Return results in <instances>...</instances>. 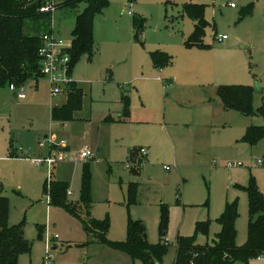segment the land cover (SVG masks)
Here are the masks:
<instances>
[{"label": "rangeland", "instance_id": "374dc122", "mask_svg": "<svg viewBox=\"0 0 264 264\" xmlns=\"http://www.w3.org/2000/svg\"><path fill=\"white\" fill-rule=\"evenodd\" d=\"M188 4L204 6L207 46L185 44L193 31ZM84 8L57 6L52 30L70 40ZM134 19L143 22L139 40ZM92 26L93 53H82L72 69L83 89L72 118L52 119L51 107L66 95L53 97L37 70L38 81L24 85L23 99L8 84L0 86V195L7 197L8 222L22 226L31 242L17 264H144L113 244L126 241L129 220L143 224L151 244L167 238L165 252L154 260L174 264L177 237L212 244L228 203L236 205L235 244L244 246L249 184L264 199V166L257 164L264 161V136L244 139L248 127L264 126V0H107ZM154 51L167 53L171 62L153 68ZM221 86L250 88L252 111L226 107ZM122 92L130 101L126 120L119 119ZM51 134L66 141L64 161L34 164L48 152L38 141ZM140 148L147 152L143 158ZM85 149L94 160L80 157ZM84 178L89 216L109 223L105 238L82 223ZM51 182L65 185L64 201L77 204V214L55 203ZM198 222L208 223V231H197ZM260 256L231 264H264Z\"/></svg>", "mask_w": 264, "mask_h": 264}, {"label": "trees", "instance_id": "16d2710c", "mask_svg": "<svg viewBox=\"0 0 264 264\" xmlns=\"http://www.w3.org/2000/svg\"><path fill=\"white\" fill-rule=\"evenodd\" d=\"M41 0H0V86L14 84L16 87L29 81H38L35 71L39 73L37 48L40 34L52 27V16L38 12ZM59 6L76 8L85 3V8L76 16L72 30V47L69 49L71 72L82 53H93V17L106 5L107 0H58ZM193 20V31L185 40L188 46H207L202 38L207 24L204 19L202 4H188L184 7ZM135 37L140 39L143 22L133 20ZM154 67H161L171 62V57L162 51L150 53ZM39 76L41 77L40 73ZM219 96L226 107L242 113L251 112V89L241 86H221ZM82 91L73 82L67 86V100L62 106L51 107L52 119L64 121L70 119L73 113L80 109ZM124 118L129 114V97L122 94ZM264 136V126H250L246 129L244 139L253 143ZM47 185V181L45 182ZM50 193L55 201L77 214L78 205L64 201L65 185L51 182ZM133 191V189L131 188ZM249 220L246 244L238 247L235 244L234 222L237 216L236 205L228 203L218 218L220 231L212 244H198L194 236H179L176 242V259L174 264H231L234 260L247 261L264 253V199L263 195L252 182L247 187ZM133 199V196L131 197ZM79 206L85 213L82 223L84 227L98 238H103L108 231L107 220H96L89 216L91 200L89 181L83 179L80 190ZM197 231L207 232L208 223L198 222ZM105 238V237H104ZM161 239V238H160ZM107 241V240H106ZM133 258H141L144 264H158L155 256L160 258L165 252V244H151L147 241L143 224L139 220H129L127 224V239L124 242L113 243ZM31 242L24 236L20 225L8 222L7 197L0 195V264H17L23 253H29ZM159 260V259H158Z\"/></svg>", "mask_w": 264, "mask_h": 264}, {"label": "built area", "instance_id": "2783aa9c", "mask_svg": "<svg viewBox=\"0 0 264 264\" xmlns=\"http://www.w3.org/2000/svg\"><path fill=\"white\" fill-rule=\"evenodd\" d=\"M233 6V4H230ZM59 6L58 0H41L38 6V12L43 14H50ZM226 38V35H221L219 40ZM72 47V41L64 39L59 33L52 30L42 32L40 34V43L37 48V57L39 65V73L50 86V94L54 97L66 92L67 86L74 82L71 72V62L69 49ZM9 88L15 91L18 98H25V87L21 85L16 87L10 84ZM38 147L48 149V155L32 159L36 164H46L51 167L57 162L64 161L65 155L62 149H65L67 144L65 140H58L55 135L44 136V139L38 141ZM58 153H55V151ZM54 152V154L52 153ZM140 156L143 158L147 155L144 148L139 150ZM83 159L94 160L95 155L89 150H83L80 154ZM257 164L264 166L262 159H257ZM230 166V165H229ZM169 167L164 166V169ZM164 244L169 245L167 238L164 239ZM260 257V256H259ZM257 257V258H259Z\"/></svg>", "mask_w": 264, "mask_h": 264}, {"label": "crops", "instance_id": "0c3cea01", "mask_svg": "<svg viewBox=\"0 0 264 264\" xmlns=\"http://www.w3.org/2000/svg\"><path fill=\"white\" fill-rule=\"evenodd\" d=\"M78 14V13H77ZM77 16V15H76ZM75 20H76V17H75ZM74 25H75V23H74ZM74 28V27H73ZM73 30V29H72ZM56 33H59V32H56ZM60 34V33H59ZM61 35V34H60ZM71 41H72V32H71V39H70ZM149 59H150V62H151V65H152V67L153 68H156V67H154L153 66V64H152V61H151V58H150V56H149ZM134 67H135V62H134ZM159 71H161L160 69H159ZM73 74V73H72ZM141 77H143V78H145V79H147L148 77L146 76H144L143 74L142 75H140ZM157 79L158 80H161V78L159 77V76H157ZM171 79V81H173L174 79L171 77L170 78ZM74 83L76 84V86L78 87V88H80L81 89V91H82V94H83V89L79 86V84H77V82H75L74 81ZM122 94H124V95H126V96H128V94H126L125 92H122L121 93V95ZM65 95H66V98H65V101H64V103H62V104H60V105H58V106H62V105H64L65 103H66V100H67V89H66V92H65ZM16 96V95H15ZM129 97V96H128ZM119 102H121V96H120V100H119ZM122 103V102H121ZM119 119L120 120H126L127 118H124L122 115H121V118L119 117ZM53 153V152H52ZM46 155H48V152H47V154ZM45 155V156H46ZM220 226V225H219ZM220 231V229L215 233V236H216V234L218 233ZM197 242V241H196ZM198 243V242H197ZM207 243V242H206ZM205 243V244H206ZM198 244H200V243H198ZM263 259V257H259V258H256V260H258V261H261ZM89 264H97V263H95V262H90Z\"/></svg>", "mask_w": 264, "mask_h": 264}]
</instances>
